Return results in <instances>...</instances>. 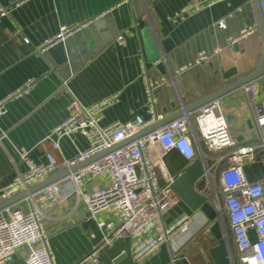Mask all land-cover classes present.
<instances>
[{"label": "crops", "instance_id": "0c3cea01", "mask_svg": "<svg viewBox=\"0 0 264 264\" xmlns=\"http://www.w3.org/2000/svg\"><path fill=\"white\" fill-rule=\"evenodd\" d=\"M134 2L140 5L139 14L134 10ZM197 3L199 7L195 8ZM0 7L6 9L0 17V100L28 78L35 79L29 93L10 101L7 113L0 116V188L9 184L17 171L26 169L20 159L21 150L37 163H45L46 153L51 152L57 162L53 182L67 177L63 160L86 149L88 143L75 133L62 137L59 148L53 149L47 136L68 116L67 105L72 98L90 105L119 93L118 102L102 111V125L125 122L137 114L148 119L141 62L147 77L156 84L152 95L155 112L161 116L158 122L179 115L182 105L249 73L262 52L253 0H218L211 4L207 0H0ZM220 20L224 27L218 25ZM61 26L73 31L63 41L37 52L43 40L55 36ZM145 27L150 28L154 40L169 39L172 44L168 53L161 56L166 73L146 58L140 33ZM249 27L255 28L256 33L242 35ZM119 35L123 36L121 40H117ZM232 38L236 41L230 42ZM254 83L258 93L252 99L260 102L264 100V76ZM250 98L239 88L217 99L230 132L241 143L258 139ZM94 158L75 164V169ZM183 161L186 164L179 173L192 160ZM256 165L243 164L250 182L264 180V162ZM217 170H211L216 188ZM66 182L63 180L62 184ZM107 182L103 176H87L82 190L91 193ZM47 187L10 206L26 211L35 202L44 213L41 228L53 264H78L98 244L101 234L95 222L83 227L82 220H75L88 211L83 201L76 203L69 197L64 204L53 206L47 200ZM184 217L186 220L179 224ZM95 218L115 220L116 213L101 211ZM219 223L223 237L228 223ZM163 224L175 229L143 259L137 261L133 257L131 239H122L98 249L101 263L217 264L208 252L217 240L210 231L211 223L200 212L192 211L180 200L164 214ZM249 234L251 239L257 238L254 230H249ZM231 246L235 257L232 242ZM24 254L19 250L14 259H23Z\"/></svg>", "mask_w": 264, "mask_h": 264}, {"label": "built area", "instance_id": "2783aa9c", "mask_svg": "<svg viewBox=\"0 0 264 264\" xmlns=\"http://www.w3.org/2000/svg\"><path fill=\"white\" fill-rule=\"evenodd\" d=\"M215 1L218 0H207V3ZM259 3L264 13V0H259ZM198 7L199 4H195V8ZM5 14L6 9L0 7V17ZM218 25L224 27L225 23L220 20ZM72 31L61 26L55 36L43 40L37 52H44L53 44L63 41ZM253 33H256V29L249 27L243 30L242 35ZM122 38V35L117 36V40ZM24 41L27 42V39ZM235 41L236 38L230 39V42ZM202 57H205L204 54ZM140 71L148 100V119L137 114L125 122L114 121L102 125V111L118 102L119 93L90 105L72 98L67 105L68 116L47 136L53 149L59 148L62 137L75 133L87 141L86 149L63 160L62 165L66 168L96 156L47 187V200L53 206L64 204L69 197H73L76 203L83 201L101 234L98 244L77 263L102 264L98 249L122 239L133 241L132 254L139 261L168 239L175 226L165 227L163 216L181 200L172 188L177 174H172L166 163L169 152L174 150L188 161L200 157L206 163L205 190L211 197L218 220L222 223L225 218L227 220L228 230L224 227L223 238L230 252L231 242L236 252L232 264L236 259L238 264H264V180L250 182L243 167L244 163L264 160V100L256 103L252 99L258 93L254 81L240 89L244 94L251 95L249 105L253 107L258 132L255 142L241 143L234 138L226 115L215 99L195 112H183L154 131L119 145L161 118L155 112L152 95L156 84L147 77L143 62L140 63ZM34 84L35 79L28 78L3 97L0 100V116L7 113L10 101L25 97ZM19 155L26 169L17 171L11 182L0 188V200L44 181L57 166L51 152L46 153L45 163L34 162L25 150H21ZM208 160L211 162L208 163ZM222 162L225 164L218 168ZM216 168L217 188L211 180V170ZM87 176H103L108 182L94 192H84L82 187ZM63 180L67 181L64 185ZM101 211L115 212L116 219L96 220V214ZM42 216L44 213L35 202H31L26 211L11 206L0 210V264L12 261L19 250L25 252V264H53L41 228ZM184 220L186 217L179 224ZM249 230L256 232L255 240L251 239Z\"/></svg>", "mask_w": 264, "mask_h": 264}, {"label": "water", "instance_id": "95a60500", "mask_svg": "<svg viewBox=\"0 0 264 264\" xmlns=\"http://www.w3.org/2000/svg\"><path fill=\"white\" fill-rule=\"evenodd\" d=\"M253 4H254V10H255V14L257 18V29H258V33H259L261 45H262L261 57H260L258 64L249 73L245 74L244 76L234 80L233 82L227 85H224L220 89L210 94H207L188 105H183L182 108H180L179 110V113H178L179 115L175 114L173 116H168L158 122L152 123L148 127L141 130L139 133L119 143V145L124 144L125 142H128L132 139H135L143 134L154 131L155 129L164 125L168 121L179 117L180 115L183 114V112H195L199 110L201 107H203L204 105H206L207 103H209L210 101L218 99L219 97L225 94H228L232 91L239 89L244 84L253 82L264 76V13H263V10L261 9L259 0H253ZM133 6H134L135 12L139 14L140 12L139 3L134 2ZM105 21H107V19H105ZM140 33L143 39L144 51H145L147 60L149 62L156 63V66L159 68V70L162 73H166L167 68L164 62L162 61L161 56L162 55L164 56L166 53H168V51L172 47L170 40L169 39H162L160 41L154 40L151 35V30L149 27L143 28L140 31ZM113 148L114 147L107 149L104 152H107ZM74 170H75V166H71L70 168L66 169L65 173L69 174L71 171H74ZM206 170H207V165L200 157L192 160L184 168L183 171L177 174V176L174 179V182L172 183V188L177 193L179 198L192 211L200 212L211 223L210 231L215 236L217 240V245L209 248L208 252L212 256V258L215 260V262L217 264H232L233 254L228 249L227 243L221 235V231L219 229L220 223L217 218L216 211L211 204L210 195L206 193V190H205L206 181H204L205 183H203L201 188H198V184L201 181V178L203 177L204 179L206 178L205 177ZM56 171L57 169L55 168L52 172L49 173L47 179L30 186L27 190H23L6 199L0 200V210L3 209L4 207L14 204L15 201L25 198L29 194H32L38 190H41L43 189V187H46L47 185H49L51 182H53V179L51 177ZM75 220H82L83 227H88L93 223V219L90 217L89 211H85L84 213L79 214L75 218ZM6 264H25V263L22 258H15Z\"/></svg>", "mask_w": 264, "mask_h": 264}, {"label": "trees", "instance_id": "16d2710c", "mask_svg": "<svg viewBox=\"0 0 264 264\" xmlns=\"http://www.w3.org/2000/svg\"><path fill=\"white\" fill-rule=\"evenodd\" d=\"M183 160L184 158L180 154H178L176 151L172 150L169 152L167 159H166V163L168 167L172 164V168H176L174 172L171 171L174 175L178 174L179 171L185 166L186 162H184ZM173 163H176V164H173ZM224 222H226V218L224 219ZM226 229L228 230V224L226 225Z\"/></svg>", "mask_w": 264, "mask_h": 264}, {"label": "rangeland", "instance_id": "374dc122", "mask_svg": "<svg viewBox=\"0 0 264 264\" xmlns=\"http://www.w3.org/2000/svg\"><path fill=\"white\" fill-rule=\"evenodd\" d=\"M256 81V80H255ZM254 81V82H255ZM256 101V100H255ZM256 103H258L257 101H256ZM211 161L210 160H208V163H210ZM257 165H256V167H259V166H261V165H259V164H261V163H263L264 162V160H257V161H254ZM173 164H176V163H173ZM168 169H169V171L171 172H174L175 171V169L176 168H172V164L168 167ZM171 169V170H170ZM171 172V173H172ZM205 181V179L204 178H201V181L199 182V184H198V188H201L202 187V185H203V183H205L204 182Z\"/></svg>", "mask_w": 264, "mask_h": 264}]
</instances>
